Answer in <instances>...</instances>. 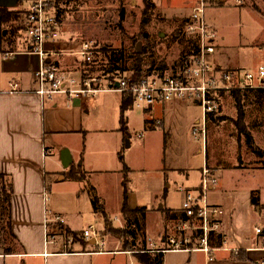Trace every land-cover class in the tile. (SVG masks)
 I'll return each instance as SVG.
<instances>
[{
	"label": "crops",
	"instance_id": "0c3cea01",
	"mask_svg": "<svg viewBox=\"0 0 264 264\" xmlns=\"http://www.w3.org/2000/svg\"><path fill=\"white\" fill-rule=\"evenodd\" d=\"M69 1L57 0L60 37L49 41L46 47L49 52L57 51L59 55L50 54L48 58L55 60L64 71L77 78H80L87 68L96 74L95 65L85 63L77 53L83 41L67 36V33L62 31L61 6ZM189 1L192 11L198 0ZM214 9L218 8L212 6L207 9V18L210 16L209 24L219 33V25L210 13ZM190 13L186 18H189ZM4 32L0 44V196L3 189H7V184L11 183L12 188L9 214L3 217L4 220L0 227V264H128L133 262H128L122 256H136L135 252H129L134 250L112 252L118 249V245L112 247L110 240L105 238L107 233L104 222L94 210L86 181L71 177L69 174L71 168L80 167L88 181L97 189L106 213L108 216L112 215L111 221L112 219L119 220L124 201V171L127 168L129 170L127 174L129 187L132 182L131 166H133L130 163L123 164L119 156L122 141L126 136L123 135L121 127H117L118 122L123 125L118 117L120 116L121 94L117 91L103 90L97 94L72 99L64 93L41 96L37 92L40 85L36 77V72L40 69L41 57L30 50V41L25 35L24 27L21 29V33L24 32L23 35L19 36L21 41H18L19 37L16 39L11 34V39L8 40L9 35H6V31ZM221 44L223 45L222 38ZM223 49V46L219 47L217 52L211 56L215 66L249 71L223 59ZM102 78L105 82L102 86H110V78H104V76ZM235 90L220 92L221 108L207 118L206 130L208 132L216 131L215 129L221 127V123L225 121L226 118L220 117L223 112L222 106L226 98L233 99ZM252 91H257L253 94L258 97L262 96L258 88H252ZM189 106L201 108L193 98L183 102L156 103L140 108L143 112L145 132L152 133L160 127L163 128L165 155L168 157V151L171 149L175 160L173 166L160 169L163 176H160L150 202L139 200L135 205L129 204L132 209L144 206L147 212L157 206L160 214L159 220H155L157 229L153 230L149 223L146 226L147 221H145V227L143 226L147 241H153L151 239L159 235L162 237L165 228L170 227L174 221H179L180 224L186 218L182 210L185 191L200 188L202 167L207 165V162L217 168L215 173L217 183L211 186L208 192L212 189L215 192L224 190V187L219 185V179L224 180L222 175L227 170L264 171V158L258 157L252 151L245 134L241 133L238 128H236L238 129L237 134L234 135L238 146L235 150L237 154L233 159L226 154L216 156L209 148L198 150V152L196 143L199 139L198 135L193 134L192 128L201 121L203 114L200 118L195 117L196 115L191 118L184 139L183 134H180L182 122L187 121L186 113ZM104 107L111 110L110 114L104 115ZM133 107L136 106L133 105ZM235 125L233 123V126ZM258 127H264V123L255 120L251 125L246 124L253 139V146L264 150V145L256 142L254 137L253 129ZM109 133H112L114 146L108 152H105L101 146H92V138H95V141L103 139L109 136ZM241 143L244 144L246 151L255 157L258 166L240 164V161L244 159L239 150ZM186 144H193L195 154L204 153L205 163L199 167L200 179L196 183L188 181L190 167L178 162L175 158L178 147ZM64 148H68L72 158L67 168L63 166L61 160V152ZM111 168H115L114 170L118 173L121 191L123 189V198L115 202V211L111 210L109 197L97 182L99 173L110 171ZM172 180H175L176 185L178 180L183 184L185 181L189 182L185 184L187 186L180 187L184 196L181 197V204L178 205H174L169 200ZM251 192L255 193L259 199V204H254V206L259 205L258 210L264 211V183L255 185L251 188ZM209 202L223 206L214 200ZM236 212H239V209L236 211L235 207L233 214ZM56 215H62L65 218L64 226L54 220ZM121 217L124 220L123 215ZM228 219L225 209L221 228L224 231L228 230ZM90 224H94L98 229L99 238H105L107 243L103 249L111 252H99L97 251L99 246L94 240L88 242L81 237L83 230ZM125 225L126 221L120 226ZM47 232L56 235L54 243H47ZM226 233L221 231L212 235L210 252L199 249L164 252V264H261L264 258V236L259 235L255 238L250 236L244 241L250 242V245H244V242L238 243L235 236L226 235ZM69 234L76 236L72 242H68ZM227 240L236 244L228 243ZM252 242L255 243L252 244ZM163 243L166 241L163 240ZM238 252H242L246 259H237ZM136 259L137 263L133 262L134 264H143L137 257Z\"/></svg>",
	"mask_w": 264,
	"mask_h": 264
},
{
	"label": "rangeland",
	"instance_id": "374dc122",
	"mask_svg": "<svg viewBox=\"0 0 264 264\" xmlns=\"http://www.w3.org/2000/svg\"><path fill=\"white\" fill-rule=\"evenodd\" d=\"M150 1L154 3V9L146 7L145 0H70L61 6L63 13L62 31L66 32L67 36H73L81 41H89L97 46L96 64L94 66L96 74L100 72L102 75L108 76L107 73L114 69L113 75L116 78H122L128 71L132 76V72L134 74L136 72L132 67L139 62L144 71L160 66H167V70L180 68L186 59L185 54L188 53L186 39H190L193 35L188 32V27L185 29L186 37L176 35V29L179 23L188 17L192 5L189 0ZM27 5L29 3L23 0V3L19 2L17 7L11 9L14 18L3 25V32L6 31V35H9L8 40L11 39L10 34L16 39L23 35L24 32L21 33V29L24 27L22 10ZM215 6L218 9L211 10L210 13L219 25L218 44L220 46L218 47H224L223 59L231 61L232 64L240 65L244 70H258L260 65H264V0H221ZM122 8L125 10L123 19L121 18ZM20 37L18 41H21ZM109 68H111L110 71ZM102 83L105 84V82ZM239 92L242 95L241 107L244 110L242 122L238 115L237 100L234 97L233 99L226 98L222 106V115L220 114V117L226 118L225 121L221 125L219 124L221 127L215 129L214 132L206 130L205 143L200 135L197 136L199 139L196 143L198 147H195L197 151L208 150L209 148L210 151H214L216 156L226 154L233 159L234 156L236 157L235 150L238 147L235 142L236 139H234V135L239 129L236 123L239 121L245 127L246 124L251 125L255 120L264 123V114H261L264 113V92L261 93L262 96L260 97L253 94L257 91H252V89H243ZM103 111L104 115L111 112L106 107L103 108ZM186 116L187 121L182 122V130L180 131V134H183V139L186 137L191 118L193 116L200 118L202 109L198 106H189ZM233 123L237 127L233 126ZM117 127H121L123 135H126L122 141L119 156L122 158L123 164L128 165L130 163L133 165L131 166L132 182L129 185L128 204L135 205L139 200L148 203L153 198V192L159 183L160 176H163L160 169L173 166L175 161L171 149L168 151V157L165 155L164 129L160 127L156 132H145L143 112L138 107L130 108L125 114V123L122 125L118 122ZM253 130L256 142L264 145V127ZM111 134L109 133V136L96 141L95 138H92V146H101L105 152H108L114 146ZM129 134L130 138H127ZM192 145L186 144L178 147L175 158L178 162L190 167L188 181L196 183L200 179L199 167L205 161L204 153L195 154ZM239 150L241 157L244 158L240 164L245 166L259 165L255 157L246 151L243 143L240 144ZM205 167L213 174L217 172V168L212 166V163L207 162V165L202 167V171ZM114 169L100 172L97 177L101 189L109 197L112 211H115V202L123 198L119 175ZM222 176L224 180L219 179V185L223 186L224 190L215 192L212 189L207 194L209 201H217L223 204L226 209L229 218L227 225L229 231L221 229L220 232H227L226 235L235 236L238 243H243L250 236L254 238L259 235L264 236V232H257L258 227L264 229V211L258 210L259 205L254 206L252 198L256 194L251 192V188L255 185L264 183V171L227 170ZM188 181L183 184L178 180L177 185L175 180L170 182L169 200L174 205L181 204V197L183 198L184 193L180 187L187 186L185 184H189ZM235 207L236 211L239 209V212L233 214ZM121 216H119V220L112 219L113 227L118 228L125 224V220ZM111 217L112 215L109 216L110 220ZM159 218L160 214L157 206H155L153 210L145 211V217L142 218L143 226L145 227V221H147L146 226L149 223V226L151 225L152 229L156 230L158 226L155 224V220H159ZM178 225L179 221H174L170 227L164 229L165 233L162 237L159 235V237L151 239L153 241L148 240V248H151L153 243L156 246L165 244L163 240L167 241L170 236L174 235ZM105 232L108 233L105 238L110 240L112 247L118 245V249H124L120 237L119 239L113 235L107 228ZM228 243L236 244L230 240ZM254 243L252 242V244ZM244 245H250V242L246 241ZM122 257L123 259L126 258L128 262L137 263L136 256L124 255Z\"/></svg>",
	"mask_w": 264,
	"mask_h": 264
},
{
	"label": "built area",
	"instance_id": "2783aa9c",
	"mask_svg": "<svg viewBox=\"0 0 264 264\" xmlns=\"http://www.w3.org/2000/svg\"><path fill=\"white\" fill-rule=\"evenodd\" d=\"M220 1L198 0L193 7L188 18L190 19L188 32L196 37L198 50L196 54L188 55L180 68L154 69L142 74L139 78H135L134 72L131 76L129 71L122 78H116L113 70L112 73H107L108 76H104L101 73L94 74L87 68L82 76L77 78L64 71L55 60L48 58L50 54L59 55L57 51L49 52L46 47L49 41L60 37L57 0H26L29 5L22 10L24 32L30 41V50L41 57L40 69L36 72L40 85L37 92L41 96L64 93L72 99L111 90L121 95L132 96L133 105L138 108L193 98L199 103L203 118L193 126L192 132L194 135H200L205 141L207 118L221 108V91L264 87L263 65L259 66L255 72L215 66L211 56L219 48L218 31L209 24L207 9ZM20 2L23 3V0ZM97 49L92 42L83 41L77 53L85 63L94 66ZM103 76L110 78V86H102L104 85ZM216 183L215 174L205 167L202 171L200 188L185 191L182 210L186 218L178 225L177 232L170 236L163 246H156L153 243L148 251L164 253L169 250L199 249L210 252L212 235L220 232L225 215L223 206L211 204L207 198L209 188ZM54 220L61 226H64L66 222L62 215H56ZM257 232L263 233V229L258 227ZM99 235L94 224H90L81 233L84 240L95 241V244L99 246L97 251L111 252L103 249L107 242L105 238H99ZM75 237L69 234L68 242H72ZM55 240L56 235L47 232V243H54ZM119 250L115 249L112 252ZM261 264H264V258Z\"/></svg>",
	"mask_w": 264,
	"mask_h": 264
},
{
	"label": "trees",
	"instance_id": "16d2710c",
	"mask_svg": "<svg viewBox=\"0 0 264 264\" xmlns=\"http://www.w3.org/2000/svg\"><path fill=\"white\" fill-rule=\"evenodd\" d=\"M145 3H146V7L154 9L155 5L153 2H151L150 0H145ZM11 9L12 8L0 7V44L2 43V40L4 37L3 25L6 22L14 18L13 12ZM124 11H125L124 8H122L121 10L122 19L124 18ZM147 12L148 10L146 11V13ZM177 21H180V20H177ZM188 25H189V19L188 18L183 19L182 22L179 23L178 28L176 29V35H179V36L183 35L182 37H186L185 34L187 33L185 29L188 27ZM186 41H187L186 47L188 48V50L187 49L186 50L188 53L185 54V56L187 57L190 54H196L198 50V42H197L196 37L193 35L192 37H190V39H186ZM29 48H31V46H29ZM132 68L136 71L135 78H139L142 74L155 69L154 67H152L149 70L144 71V69H142V66L140 65V62L138 64H135ZM156 69L166 70L167 66L156 67ZM258 90L260 92H264V87H260L258 88ZM233 96L237 100V103L239 106L238 115L242 122V118L244 117V110L241 107V96L242 95L240 94L239 90H235L233 92ZM121 97L122 98H121V107H120V119H121V122L125 123V114L130 108H132L134 101H133L132 96L130 95L128 96L121 95ZM241 122L238 121L236 123L237 126L239 127V131L245 134L247 141L249 142L251 146L252 151L258 157L264 158V150L253 146L252 136L250 135L245 125ZM69 171H70L69 174L71 177L86 181V186L89 191L95 212L101 216L105 224V227L108 229V231L112 232L113 235L117 236L118 238L120 237L122 239L123 241L122 247L124 248L123 250L137 251L135 252L136 257L143 264H164V253L148 251L149 250L147 246L148 242L143 232V222H142V218L145 217L146 207L141 206V207H136L135 209H132L131 207H129V204H128L129 187L127 185L128 184L127 174L129 172L128 168L125 169L124 171V177H123L124 201H123V205L121 209V213L124 217V220L126 221V225L124 227H118V228H115L112 226L111 220L104 209L102 198L98 194L97 189L88 181L85 173L80 169V167H73ZM1 178L4 180L3 176H1ZM6 187L7 189L4 188L3 193L0 196V227L4 220L3 217H6L9 214V205H10V197H11L10 190L12 188L11 183L7 184ZM252 202L254 204H259V199L256 195L252 198ZM236 258L246 259V257L243 255L242 252H238V255L236 256Z\"/></svg>",
	"mask_w": 264,
	"mask_h": 264
},
{
	"label": "water",
	"instance_id": "95a60500",
	"mask_svg": "<svg viewBox=\"0 0 264 264\" xmlns=\"http://www.w3.org/2000/svg\"><path fill=\"white\" fill-rule=\"evenodd\" d=\"M20 1L21 0H0V7L15 8L18 6V3ZM127 138H130V134L128 135ZM127 141L129 142V139H127ZM61 153H62V156H61L62 164L65 168H67L69 167L72 161L71 153L68 150V148H64Z\"/></svg>",
	"mask_w": 264,
	"mask_h": 264
}]
</instances>
